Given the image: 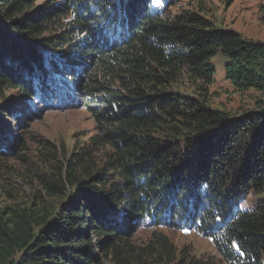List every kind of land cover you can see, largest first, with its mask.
I'll return each instance as SVG.
<instances>
[{"label":"trees","instance_id":"16d2710c","mask_svg":"<svg viewBox=\"0 0 264 264\" xmlns=\"http://www.w3.org/2000/svg\"><path fill=\"white\" fill-rule=\"evenodd\" d=\"M212 3L0 0V100L19 95L9 124L0 103V157L27 145L13 127L23 106L43 113L31 101L96 124L91 146L41 148L40 191L0 205V264H217L164 236L138 247L147 224L197 231L222 264H263L264 201L240 206L264 192V42L217 30ZM218 53L252 109L212 108Z\"/></svg>","mask_w":264,"mask_h":264},{"label":"rangeland","instance_id":"374dc122","mask_svg":"<svg viewBox=\"0 0 264 264\" xmlns=\"http://www.w3.org/2000/svg\"><path fill=\"white\" fill-rule=\"evenodd\" d=\"M211 1L213 3L209 5L211 8L209 19L217 30L235 32L244 39L264 42V0H235L228 5L220 0ZM212 63L216 69L215 82L210 91L212 108L232 113H242L252 109L254 106L252 98L255 93L240 95L234 92L226 78L227 58L218 53ZM184 83L185 80H182L180 92L191 95V92L186 91ZM6 97L7 99L0 100V103L3 101L6 106L12 101L15 103L19 100V95L14 92H7ZM50 104L52 105V102ZM30 105L36 111L42 109L43 113L26 119L30 114L23 106L22 114H18L14 121L15 138L26 140L27 145L16 149L8 156L0 157V205L27 202L31 197V191H40L37 176L46 169L37 156L41 148H47L50 144L59 151L63 146L71 151L77 143H80V147L90 145V138L96 134L95 121L83 108L54 110L36 101H31ZM15 106L10 104L8 107L11 110L8 113H1L3 123L11 122V112ZM5 131L8 133L7 128ZM1 145L5 147L7 142L2 141ZM106 152V149L101 148L95 154L102 160ZM261 201H264V192L258 195L252 194L241 203L240 209L252 210ZM157 236L167 237L178 252L187 249L193 258L213 259L217 264H222L213 243L195 230H177L162 225L155 227L147 224L136 233L133 242L138 247H145L155 241Z\"/></svg>","mask_w":264,"mask_h":264},{"label":"bare ground","instance_id":"6f19581e","mask_svg":"<svg viewBox=\"0 0 264 264\" xmlns=\"http://www.w3.org/2000/svg\"><path fill=\"white\" fill-rule=\"evenodd\" d=\"M71 88V87H70ZM65 100V99H64ZM71 100V99H70ZM68 105V104H67ZM64 106V105H63ZM65 107V106H64Z\"/></svg>","mask_w":264,"mask_h":264}]
</instances>
